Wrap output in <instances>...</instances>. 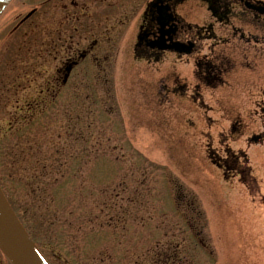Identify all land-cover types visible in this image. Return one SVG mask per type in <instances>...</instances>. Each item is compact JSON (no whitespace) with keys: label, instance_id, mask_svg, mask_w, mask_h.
<instances>
[{"label":"rangeland","instance_id":"1","mask_svg":"<svg viewBox=\"0 0 264 264\" xmlns=\"http://www.w3.org/2000/svg\"><path fill=\"white\" fill-rule=\"evenodd\" d=\"M42 1L12 0L0 16V185L48 260L264 264V143H247L255 126L228 140L218 110L165 93L164 71L176 62L190 77L191 67L137 57L133 33L93 36L94 57L61 93L57 66L37 54L32 86L18 87L10 62L21 38L9 34ZM39 24L35 47L45 38ZM228 147L246 152L255 180L225 175L214 152ZM0 264L14 263L0 250Z\"/></svg>","mask_w":264,"mask_h":264},{"label":"flooded vegetation","instance_id":"2","mask_svg":"<svg viewBox=\"0 0 264 264\" xmlns=\"http://www.w3.org/2000/svg\"><path fill=\"white\" fill-rule=\"evenodd\" d=\"M34 15H41L37 24L30 21ZM41 20L44 43L35 47ZM132 33L137 57L160 63L172 56L191 67L189 77L180 75L176 62L170 65L160 77L165 93H186L201 101L205 112L218 110L230 122L228 140L255 126L258 134L247 139L248 145L264 143V0H138L135 5L130 0H43L9 34L21 38L15 40L11 72L18 87L29 90L37 54L46 66H57L53 91L61 93L74 68L94 57L98 39L93 36ZM67 44L74 45L70 54ZM168 73L170 86L164 80ZM214 154L225 175L255 180L245 151L228 147L224 156Z\"/></svg>","mask_w":264,"mask_h":264},{"label":"water","instance_id":"3","mask_svg":"<svg viewBox=\"0 0 264 264\" xmlns=\"http://www.w3.org/2000/svg\"><path fill=\"white\" fill-rule=\"evenodd\" d=\"M10 0H0V14ZM0 249L14 264H49L14 213L0 187Z\"/></svg>","mask_w":264,"mask_h":264}]
</instances>
